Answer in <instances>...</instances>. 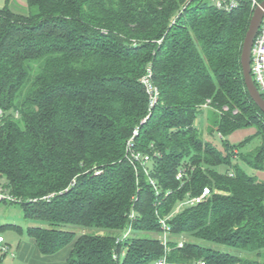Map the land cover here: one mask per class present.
Returning a JSON list of instances; mask_svg holds the SVG:
<instances>
[{
    "label": "trees",
    "instance_id": "1",
    "mask_svg": "<svg viewBox=\"0 0 264 264\" xmlns=\"http://www.w3.org/2000/svg\"><path fill=\"white\" fill-rule=\"evenodd\" d=\"M10 4L0 8V186L47 223L26 230L41 254L72 244L68 264H149L165 254L159 217L209 186L207 201L169 220L168 264H264V181L242 166L264 171V113L241 66L251 0L230 11L212 0H27L26 13ZM206 109L208 136L256 130L219 148L195 124ZM138 125L148 171L125 156ZM132 208L133 234L118 241ZM181 235L191 239L179 247Z\"/></svg>",
    "mask_w": 264,
    "mask_h": 264
},
{
    "label": "built area",
    "instance_id": "2",
    "mask_svg": "<svg viewBox=\"0 0 264 264\" xmlns=\"http://www.w3.org/2000/svg\"><path fill=\"white\" fill-rule=\"evenodd\" d=\"M241 0H212L215 7L218 9H222L225 11H230L237 8L240 4ZM252 11H254L255 7L260 4L258 0H251ZM251 70L253 79L261 93L264 97V17L259 28V31L255 37L254 44L252 47L251 54ZM141 82L144 85L150 99V107H153L158 100V90L153 81V70L151 67H148L144 75L141 77ZM207 107V104L204 105V108ZM3 116V111L0 108V122ZM147 116L142 120L145 122ZM140 127L136 126L131 136L128 138L126 142V158L127 160L134 166L137 170L139 166H142L147 170V164L151 161L153 154L145 153L135 148L136 138L139 136ZM154 154H158L155 152ZM148 171V170H147ZM176 179L184 184L189 179V173L187 168L183 165L178 169L176 173ZM151 183L154 185L156 193H160V188L156 184V181L151 179ZM213 193V190L209 186L203 187L202 191L198 194L187 193V195L180 200L173 211L165 217H159V222L162 227V232L158 235L159 239L162 241L165 249V254L160 259L156 260V264H168L167 254L171 251L170 241L172 240L171 235V227L169 224V220L174 217L176 214L184 210L185 208L195 207L203 202L207 201ZM51 195L45 196L44 198H48ZM0 200L10 201V202H18L19 200L15 198L13 195L7 192V190L0 186ZM20 202V201H19ZM135 209L132 208L129 214V223L127 227L124 229L119 240L126 239L133 234V223L135 221ZM5 239L3 236H0V243L4 242ZM186 238L184 235H181L177 238V244L179 247L183 246L186 242ZM9 250L8 246L3 247V251L7 252ZM114 258L118 259V255L114 254ZM189 264H205L204 260L192 261Z\"/></svg>",
    "mask_w": 264,
    "mask_h": 264
},
{
    "label": "rangeland",
    "instance_id": "3",
    "mask_svg": "<svg viewBox=\"0 0 264 264\" xmlns=\"http://www.w3.org/2000/svg\"><path fill=\"white\" fill-rule=\"evenodd\" d=\"M6 0H0V7L4 6ZM11 7L15 11H19L21 13L27 12V0H11ZM205 109V108H204ZM211 110L206 109L202 111L197 119H196V126L199 131L202 133L204 138L206 136L219 147L222 148L223 140H229L231 143H238L242 141L244 138L253 135L256 128L255 127H245L236 130L232 134L228 135L227 137H221L219 133H214L213 136H208L207 132L209 131V115L211 114ZM260 143V137H255L242 151H250L255 146ZM245 171L248 173L256 176L258 179L264 181V171H258L253 169L247 164H242ZM223 170L224 167L218 168ZM21 202H10L5 200H0V236H3L5 241L0 243V264H28L23 263L20 259L18 254V245L20 243H24L27 241H31V237L27 235V228L30 226H47V223L35 220V219H28L24 216L23 207L20 204ZM5 224H15L21 227V231L13 230L12 228L4 227ZM67 229L75 230L78 233L84 232H94L97 231L95 229H84L81 227L75 226H67ZM99 233H108L107 230H100ZM152 235V234H151ZM187 239H191L190 235H184ZM8 246L9 250L7 252L3 251V247ZM68 247V246H67ZM66 248V247H65ZM5 254V255H4ZM14 254V256L12 255ZM4 255V256H3ZM149 264H156L155 261H151Z\"/></svg>",
    "mask_w": 264,
    "mask_h": 264
},
{
    "label": "water",
    "instance_id": "4",
    "mask_svg": "<svg viewBox=\"0 0 264 264\" xmlns=\"http://www.w3.org/2000/svg\"><path fill=\"white\" fill-rule=\"evenodd\" d=\"M263 17H264V1L260 2V4L255 7L252 17L250 19L249 28L246 32L242 46L241 66L249 95L254 101V103L259 107V109L264 113V97L261 95L253 79L252 70H251L252 47L254 44L255 37L261 26Z\"/></svg>",
    "mask_w": 264,
    "mask_h": 264
},
{
    "label": "crops",
    "instance_id": "5",
    "mask_svg": "<svg viewBox=\"0 0 264 264\" xmlns=\"http://www.w3.org/2000/svg\"><path fill=\"white\" fill-rule=\"evenodd\" d=\"M3 7V6H2ZM0 7V8H2ZM72 244L53 255H42L34 239L18 245V254L23 263L28 264H68ZM14 256V254H12Z\"/></svg>",
    "mask_w": 264,
    "mask_h": 264
}]
</instances>
